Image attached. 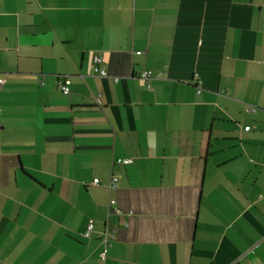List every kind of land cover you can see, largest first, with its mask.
<instances>
[{
  "label": "crops",
  "instance_id": "obj_1",
  "mask_svg": "<svg viewBox=\"0 0 264 264\" xmlns=\"http://www.w3.org/2000/svg\"><path fill=\"white\" fill-rule=\"evenodd\" d=\"M0 79V264H264V0H0Z\"/></svg>",
  "mask_w": 264,
  "mask_h": 264
},
{
  "label": "built area",
  "instance_id": "obj_2",
  "mask_svg": "<svg viewBox=\"0 0 264 264\" xmlns=\"http://www.w3.org/2000/svg\"><path fill=\"white\" fill-rule=\"evenodd\" d=\"M101 62V57L99 55L95 56L94 57V68H95V71L97 72V74H99L100 76H106L107 75V72L105 69L103 68H100L99 64ZM151 72L149 70H143L142 73H141V78H143L144 80L147 81V85L149 87V80L151 79ZM117 80V79H115ZM3 80L0 79V82H2ZM196 81H197V85L198 87L200 86V83L201 81L199 80L198 78V75H196ZM71 81H70V78L68 76H61L58 78V87L60 89V91L63 93V94H69L70 93V85ZM200 87L198 88V92H200ZM98 102L100 101L99 99H97ZM131 162V159L129 158H117L116 159V163H119V164H127V163H130ZM99 180L98 179H95L93 181V184L94 185H98L99 184ZM117 178H113L112 180V184L111 186L112 187H116L117 184ZM112 205L115 204V201H111ZM93 230V224L90 223L88 225V228L86 229V231L83 232V236L85 237H90L91 236V232ZM115 234H116V230L115 229H111V228H106L100 235V240H101V251L99 253V256L101 259H105L106 256H107V249L112 245V242L115 238Z\"/></svg>",
  "mask_w": 264,
  "mask_h": 264
}]
</instances>
